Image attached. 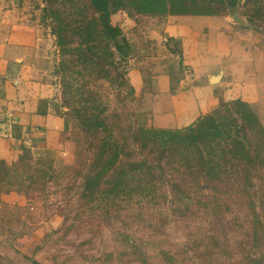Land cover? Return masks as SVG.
I'll list each match as a JSON object with an SVG mask.
<instances>
[{
    "label": "rangeland",
    "instance_id": "1",
    "mask_svg": "<svg viewBox=\"0 0 264 264\" xmlns=\"http://www.w3.org/2000/svg\"><path fill=\"white\" fill-rule=\"evenodd\" d=\"M228 1L110 0L114 38L89 0H0L6 77L57 132L0 157V264H264V130L251 111L216 108L209 168L192 138L164 137L199 118L154 126L130 80L180 66L162 36L174 14H239L264 53V0Z\"/></svg>",
    "mask_w": 264,
    "mask_h": 264
},
{
    "label": "crops",
    "instance_id": "2",
    "mask_svg": "<svg viewBox=\"0 0 264 264\" xmlns=\"http://www.w3.org/2000/svg\"><path fill=\"white\" fill-rule=\"evenodd\" d=\"M243 21L239 14H174L167 18L162 36L169 42L164 45L180 66L130 72L135 94L148 108L151 124L186 127L222 102L240 98L251 105L264 127V53L249 44L247 33L236 28ZM31 105L22 85L7 79L0 56V157L13 151L17 141L39 138L48 144L55 142L57 132Z\"/></svg>",
    "mask_w": 264,
    "mask_h": 264
},
{
    "label": "trees",
    "instance_id": "3",
    "mask_svg": "<svg viewBox=\"0 0 264 264\" xmlns=\"http://www.w3.org/2000/svg\"><path fill=\"white\" fill-rule=\"evenodd\" d=\"M89 1H90V4L93 10L98 15L99 23L97 24V26L95 25V27H98V25H100L104 29L105 32H115V34H113L112 37L116 38L117 37L116 34L119 35L121 33V30L118 26H113L110 21V17H111L110 0H89ZM238 1L239 0H229L228 2L231 5V7H235L238 4ZM202 14H210V13L204 12ZM124 40L126 42V39ZM115 43H116V46H118L119 48V41H117V39ZM234 101L239 105L241 104L246 105L248 109L251 111V113L253 114L256 120V123L261 127V129L264 130V127L260 123L256 112L254 111V109L251 107V105L248 102L240 98H237ZM216 111L218 110L215 109L213 110V112L209 114H204L203 116L199 118L198 123L196 125H192L188 128H184L180 130L179 129L178 130L177 129L164 130L165 139L168 138L171 141L173 140V138L175 139L192 138V140L195 141V145H197V149L199 153L197 161H199V163H201L202 165H205L211 168L212 164H215V165L218 164L214 157L215 155H213V158H206L205 153L203 151V147L201 148V146L203 145L205 147L206 138L211 136L212 132L218 131V128L223 124V122L221 121H216V118H215Z\"/></svg>",
    "mask_w": 264,
    "mask_h": 264
}]
</instances>
